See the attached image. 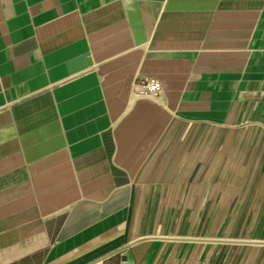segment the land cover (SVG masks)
Masks as SVG:
<instances>
[{
    "label": "crops",
    "instance_id": "1",
    "mask_svg": "<svg viewBox=\"0 0 264 264\" xmlns=\"http://www.w3.org/2000/svg\"><path fill=\"white\" fill-rule=\"evenodd\" d=\"M0 264H264V0H0Z\"/></svg>",
    "mask_w": 264,
    "mask_h": 264
},
{
    "label": "built area",
    "instance_id": "2",
    "mask_svg": "<svg viewBox=\"0 0 264 264\" xmlns=\"http://www.w3.org/2000/svg\"><path fill=\"white\" fill-rule=\"evenodd\" d=\"M161 88V83L160 81L156 80V79H149V80H145L142 84H141V90L140 93L141 94H153L157 91H159Z\"/></svg>",
    "mask_w": 264,
    "mask_h": 264
}]
</instances>
